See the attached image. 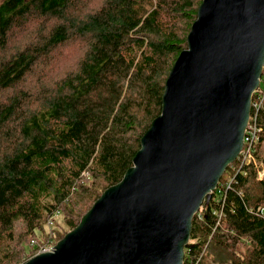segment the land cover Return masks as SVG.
I'll return each mask as SVG.
<instances>
[{
    "label": "trees",
    "instance_id": "1",
    "mask_svg": "<svg viewBox=\"0 0 264 264\" xmlns=\"http://www.w3.org/2000/svg\"><path fill=\"white\" fill-rule=\"evenodd\" d=\"M200 2L102 0L81 15L86 0H0V51L16 27L34 23L39 39L0 59V92L71 36L86 43L77 67L40 100L21 88L0 98V264L33 256L32 240L55 244L122 178L160 112L165 79ZM258 124L257 166L228 165L192 218L182 264H264V179L256 175L264 101Z\"/></svg>",
    "mask_w": 264,
    "mask_h": 264
},
{
    "label": "water",
    "instance_id": "2",
    "mask_svg": "<svg viewBox=\"0 0 264 264\" xmlns=\"http://www.w3.org/2000/svg\"><path fill=\"white\" fill-rule=\"evenodd\" d=\"M161 109L122 178L20 264H182L192 218L243 148L264 69V0H201Z\"/></svg>",
    "mask_w": 264,
    "mask_h": 264
},
{
    "label": "rangeland",
    "instance_id": "3",
    "mask_svg": "<svg viewBox=\"0 0 264 264\" xmlns=\"http://www.w3.org/2000/svg\"><path fill=\"white\" fill-rule=\"evenodd\" d=\"M101 2L102 0H86V7L78 12L81 13V15H84L86 11L96 9ZM48 23H51V21ZM34 25V23H31L23 28H14L6 48L0 51V59L9 56L30 42L39 40L38 38H35V34L31 31ZM85 48L86 43L83 39L71 36L65 43L56 47L40 64L34 67L22 82L16 84L11 90L0 92V98H7L8 95L21 88L22 90L33 92L36 98H39L40 100L43 98L44 93H48L51 90L52 84L77 67ZM260 150V156L263 161L262 166L264 167V142L261 143ZM257 179L261 180L258 177ZM15 229L16 231H19L20 225L17 224ZM65 229H67V227L61 229V232ZM36 234L40 235V232L36 231ZM24 248L26 252L30 249L27 243L24 244ZM244 249L245 247L242 246L239 251H243Z\"/></svg>",
    "mask_w": 264,
    "mask_h": 264
},
{
    "label": "built area",
    "instance_id": "4",
    "mask_svg": "<svg viewBox=\"0 0 264 264\" xmlns=\"http://www.w3.org/2000/svg\"><path fill=\"white\" fill-rule=\"evenodd\" d=\"M253 94L255 95L253 96ZM263 101H264V80L261 81L260 78L259 87H257V89H255L252 93L250 116L247 123L246 133L244 135L243 148L236 159L239 162V168H241L244 164L246 165L255 164L256 166L258 164L255 156V149H256L255 144L259 138V133L261 131V127L258 124V117H259V109ZM263 176H264V167L259 165L257 168V177L259 179H262L264 178ZM229 186L230 183L227 184V187ZM31 245L33 249L36 251L35 254H37V253L52 251L51 249L54 248L55 244L51 239H48L46 241H43L42 243H40L37 240H32Z\"/></svg>",
    "mask_w": 264,
    "mask_h": 264
},
{
    "label": "bare ground",
    "instance_id": "5",
    "mask_svg": "<svg viewBox=\"0 0 264 264\" xmlns=\"http://www.w3.org/2000/svg\"><path fill=\"white\" fill-rule=\"evenodd\" d=\"M246 129H247V125H246V128H245V132H244V135H245V133H246ZM213 194V193H212Z\"/></svg>",
    "mask_w": 264,
    "mask_h": 264
}]
</instances>
